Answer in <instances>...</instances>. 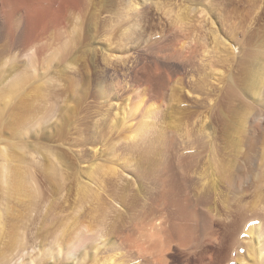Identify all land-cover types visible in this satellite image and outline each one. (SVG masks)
<instances>
[{
  "label": "bare ground",
  "instance_id": "6f19581e",
  "mask_svg": "<svg viewBox=\"0 0 264 264\" xmlns=\"http://www.w3.org/2000/svg\"><path fill=\"white\" fill-rule=\"evenodd\" d=\"M148 1L173 15L149 39L138 24ZM204 2L201 12L213 11ZM104 9L112 15L99 20ZM183 9L179 0H0V264H167L174 246L194 249L190 264L227 257L223 223L205 206L232 216L250 195L246 181L264 202V33L223 25L221 49L215 20L195 28ZM103 33L128 53L121 63L95 53ZM86 52L96 71H73ZM125 94L123 108L100 107ZM236 183L231 203L223 189ZM241 217L229 224L237 234L245 223L250 259L264 264V235L250 217L238 227ZM237 256L230 264L246 260Z\"/></svg>",
  "mask_w": 264,
  "mask_h": 264
},
{
  "label": "rangeland",
  "instance_id": "374dc122",
  "mask_svg": "<svg viewBox=\"0 0 264 264\" xmlns=\"http://www.w3.org/2000/svg\"><path fill=\"white\" fill-rule=\"evenodd\" d=\"M200 1H202V0H186V1L185 0H179V3H181V6L184 8L182 10L183 16L185 18L184 20L186 21V24L189 22L188 25H191L192 23H194L195 28H196V26L197 27H200L201 26V21H202L203 24H206V25L210 26V25H212L211 21L215 20L214 26L219 27V29H221L220 30V34H221L220 39L221 40L219 41L221 43V45H220V48L221 49H223L224 46H225L224 45V42L222 41V39H224L225 37H227L226 34L223 33V31H224L223 28H222L223 25H225V27L226 26L227 27H237L238 30H239V33H241V35H242V33L246 32L247 29H249L253 25L257 24V28L259 30H261L260 31V35L262 33H264V0H213V2H212L213 3V11L212 10L209 11L208 8H206L205 11H203V13L201 12L202 10H200L199 8L205 7V5L202 4V3H199ZM204 3L207 4L208 3V0H205ZM143 5L144 6H141V7L149 6V10L146 12V11L140 10L142 8H139V12L141 13V16H142L141 20L138 21V24H141L140 25V28H142L143 33L146 35V38H148V39L151 38V37H159V36H161L163 34V29L166 27V24L169 22L170 17L173 16V15H170L169 12H167L166 9H164V8H163V10L162 9H159L158 10L156 7L153 8V9H150V6L153 5V3L151 1H148L146 4H143ZM178 8L179 7L175 6V10H177ZM95 12H96V15H98L99 20H103V18L105 16L107 18V17H109V15H112L111 14L112 11H107L105 9L104 10H101V11H95ZM256 18H258V21H256ZM211 19H213V20H211ZM125 25L127 26L128 24H125ZM103 34L104 35L100 36V38L98 37L97 40L91 42L92 43V48H95V51H96L95 53L96 54H101L102 51L104 50L103 52L106 53V55L113 54L114 57L113 56L110 57V59H112L113 62H115V63H119L120 62L121 63L122 59L124 57H126L128 55V53H122V52L120 53V51L117 52L116 50L114 51V49H115L114 47H116V45H117L116 42L118 40L111 39L112 40V43H114V44L110 46L109 45L110 42L107 41V39L105 37V35L107 33H103ZM246 34H248V33H246ZM241 37H243V36H241ZM102 38H103V40H102ZM91 43H89L90 44L89 48H91ZM89 44H87V45H89ZM125 44L128 45L127 42H125ZM6 45H7V40L5 38H0V49L3 48ZM87 45H86V47H88ZM236 46L237 47H240V45H236ZM246 46H247L246 43H243V45H241V47L243 49V54H244V56L246 55L245 57H247V52H246V48L247 47ZM89 48H86V49H89ZM96 48H97V50H96ZM245 52H246V54H245ZM237 55H239V51L237 52ZM79 58H78L79 60L75 59L77 64H75V62H74V64H75V70H73V71L79 70V68L76 69V67H78V66L79 67H83L86 70H89V73L90 72L92 73V72H95L96 71L95 70L96 68L93 65H91V63H90L91 59H90V56L88 57V52L81 54L79 56ZM84 64H86V65H84ZM92 69H94V70H92ZM224 70L227 71V68H224ZM182 76H183L182 73H177L176 80H179L180 79V81H181ZM214 81L215 80H213L214 85H217L218 82L217 81L214 82ZM183 92H185V94H187V95H190L189 89H184ZM176 96L178 97L179 95H176ZM180 98H183V99H181L182 100V104L185 103V102H189L190 103V101L188 99H186L184 97V95L183 96H180ZM109 99L106 100V101H104V102H102V103H100V107L102 109L103 108L104 109L105 108L108 109V107L110 106V104L111 103H114L115 106L112 105L113 107H112V109H111L110 112H112L113 110L118 109V108H120V109L123 108L126 105V103L128 102L126 100V94L123 95L122 97L119 96L118 98L117 97H112L110 99L111 101ZM136 100H138V99H137L136 96H134L133 99L131 100V103L129 102V104L131 105V107H132V105L134 107V104H135ZM173 103L176 104L177 101L176 102L174 101ZM94 104L96 105V103H94ZM190 148L191 147L185 145V148L183 150V151H185V155L183 156L184 161H186L185 159H189L191 161L190 158L192 157V155L193 156L195 155V154H192L191 153V149ZM186 154H187V156H186ZM195 156H197V155H195ZM195 158L196 157H194V159H193V161H196L195 164L197 165L199 163L201 165L202 163H200V162H202L203 159H200V158L197 157V160H198L197 161V160H195ZM199 160H200V162H199ZM200 165H198V166L201 167ZM198 166H195V168H193V170L196 169V167H198ZM204 168H203V170H201L202 168H199L198 170H200L201 173L202 172L204 173ZM189 169L191 170V167ZM243 172H241V173L245 175L246 174V170L243 171ZM244 175H242L241 177H244ZM124 177H127L126 179L128 180V179H130L132 177V174L128 173V175H125ZM239 178L240 177H238L237 179H239ZM116 179L118 181L121 180V178L119 179L118 177ZM133 179L131 178L130 181H133ZM241 180L244 181V182H242ZM121 181H123V179ZM245 181H246V177H244V180L242 178H240L238 184L240 185L241 183H245ZM236 185H237V183H236ZM236 185H234V184L231 185L232 188L231 187L229 188V186H230L229 185L228 187H225V189H223V192L224 193H225L224 190L227 189V191L225 193V194H227V197H229L231 195L229 197L231 203H233L234 202L233 200L235 198H237L236 195L238 193H240V191L239 192L237 191L238 185L237 186ZM244 186H246V187H244ZM244 186H243L244 188L242 190H247V187H248V190H249L250 186H249V183L247 181H246V183H245ZM233 187H235V188H233ZM230 189L231 190L233 189L232 190L233 192H231ZM196 190H199V189L197 188ZM248 190H247L248 193L247 192L246 193L251 195V192L254 189L252 188V190H251V188H250V191H248ZM228 191H230L231 193H234V192L237 191V194L236 195H235V193L234 194H231ZM224 193H223V195L225 196ZM246 193H243V194H246ZM228 194H230V195L228 196ZM233 195H235V196H233ZM240 195H241V193H240ZM250 195H247L248 197L244 195L243 196L244 197V200L242 198L243 201L240 200L239 199L240 197H239L238 200H237V202L239 203L238 205H234V203L236 201L233 203V206H235V207L233 208V206H232V209L234 210V211H232L233 212L232 216H231V214H230V216H228L229 212L228 213L226 212L227 213L226 214L224 211L221 212L220 210H215L216 208H214V205H207V206H205V208H208V209L211 207L212 210L210 209V211L213 213V215L216 214L215 215V218L216 219H214V220L217 221V219H221V220H218V221L222 222L223 224L225 223L224 225L221 224L220 226L219 225H215V228L218 229V231L221 233V238H222L223 242H225V244H227V246L231 247V248H228L230 250L229 251L227 250V253L228 254L226 253L227 254V257L225 255L224 260H221L220 262H219V260L218 261L213 260V264H226V263L227 264L228 263L230 264V263H232V261H230V260H234L235 259L234 257H236L237 255L245 256L244 258L246 260L243 262V264H255L253 262V260L250 259V256H249V254L251 253V251H250V244L251 243H254V240L255 239L253 237V234L248 233V232L245 231L246 230L245 229L246 228L245 223L243 222V225H242L241 222L243 220L245 221L246 217H250V219L247 218L246 221H248L249 224H251V223L253 224L254 223L255 226L256 225H257V227L259 226L260 229H261L262 237H263V235H264V230H263L264 229V211H263L264 210V202L257 201L256 199L252 198V195L251 196ZM237 202H236V204H237ZM240 203H241V205H240ZM258 203H260L261 205L258 204ZM114 205L117 207V204L116 203H114ZM262 205H263V207H262ZM208 206H210V207H208ZM218 211H220V212H218ZM254 211H256L258 213V215ZM261 211H263V214H262L263 216L260 214ZM240 215H242V217L238 219V221L240 219L241 220L239 221L240 223L237 224V225H238V227L240 225H242L244 227V229H243V227H241L242 230H239L240 228H237L238 230L236 229L237 230V234H236V231H235V233L233 232L234 229H235V227H237L236 224H234L235 226L234 225H230V224H231V221L234 220V219L237 221L236 218L238 216L240 217ZM243 215H245L244 216L245 219H243ZM259 217L260 218L263 217V218L260 219ZM236 223H238V222H236ZM228 224H229V227L230 226H232V227L234 226V227L233 228L231 227V229H230L228 227ZM246 224H247V222H246ZM231 231L236 235L235 237H232V236L230 237V235H233V233ZM237 238H238V240H237ZM262 239H263L262 240V243L263 244L261 243V249H263V250H261V251H263V253H264V237ZM234 241H236V242L239 241V242L235 243ZM192 250H194V249L184 250V249H181V248H179L177 246H174V250L172 252H169L168 254H166L167 261L169 262L167 264H190V261H191L190 259L192 258V256H194L192 254ZM259 250H260V248H259ZM210 252H213V251H210ZM214 253H215V258L216 259H218L220 255L222 256V253L221 252H218L219 254L217 252H214ZM247 254H248V256H247ZM101 255L102 256H106L105 258H108V256H107L108 254L107 253H104V254H101ZM198 256H200V255H198ZM124 257H125V259H124ZM238 257L239 256H237V258ZM263 257H264V254H263ZM126 259H129L130 261L127 260V262H126L125 261ZM122 260H124L126 262V264H135V261H133V259L130 258V257H128V256H127V258H126V256H123V259ZM207 260L209 261L210 259L208 258ZM21 261H22L21 259L18 260L17 261V264H21ZM236 261H237L238 264H242V262L238 261L237 259H236ZM138 262L140 264H144V263H141L140 261H138ZM145 264H154V263H145Z\"/></svg>",
  "mask_w": 264,
  "mask_h": 264
}]
</instances>
